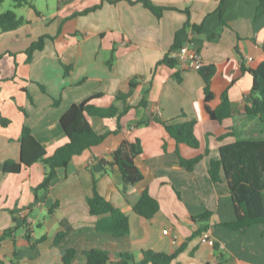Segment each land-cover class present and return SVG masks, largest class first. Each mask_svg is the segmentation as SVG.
Segmentation results:
<instances>
[{
  "label": "crops",
  "instance_id": "crops-1",
  "mask_svg": "<svg viewBox=\"0 0 264 264\" xmlns=\"http://www.w3.org/2000/svg\"><path fill=\"white\" fill-rule=\"evenodd\" d=\"M60 1L33 0L38 14L28 6L15 10L28 24L11 33L0 31V162L20 161L24 126L52 156L68 143L61 118L95 95L100 96L92 101L97 107L131 109L120 124L116 118L88 117L93 129L107 138L75 156L37 197L34 189L46 174L43 164L17 175L0 169V234L16 228L0 242V264H62L70 249L77 251L76 264H85L84 252L92 249L132 254L137 262L152 251L176 254L172 264H264V227L252 226L245 234L223 227L236 220L231 193L225 180L214 184L209 175L221 146L237 139H264L260 121L245 115L253 77L247 73L230 87L232 117L215 126L195 109L205 86L198 71L159 64L178 45L176 50H197L203 66L224 67L232 78L242 66L258 68L264 62L261 0H151L170 8L161 19L127 1L73 0L59 7ZM42 36L51 39L28 63L26 50ZM64 66L72 67L68 76ZM133 80L138 85L130 98L117 101L119 94L131 91ZM143 100L146 107L141 106ZM2 118L11 121L8 127L2 126ZM194 118L199 149L177 144L154 121L184 123ZM137 140L143 153L136 164L144 179L128 186L112 164V154L123 142ZM178 151L186 159H203L189 172L181 166ZM94 180L97 191L128 216V236L115 239L97 232L98 218L91 216L88 205ZM145 191L160 203L151 219L134 210ZM206 213L211 214L209 221L199 222ZM62 222L71 231L56 245Z\"/></svg>",
  "mask_w": 264,
  "mask_h": 264
},
{
  "label": "trees",
  "instance_id": "trees-1",
  "mask_svg": "<svg viewBox=\"0 0 264 264\" xmlns=\"http://www.w3.org/2000/svg\"><path fill=\"white\" fill-rule=\"evenodd\" d=\"M7 0H0V8ZM14 10L0 14V31L11 33L29 22L16 13V9L28 6L38 14L33 0H13ZM73 0L60 1L58 6L65 5ZM127 1L135 5L141 4L150 11L157 19H161L165 11L170 8L161 7L154 4L151 0H114L112 3ZM99 6L89 9L82 14H88L97 10ZM264 12V0L258 13ZM49 36H42L35 41L27 50V62L33 60L36 51H42L45 48L46 40ZM179 46L172 47L171 52ZM264 48V46H263ZM3 58L0 55V61ZM232 63V62H231ZM165 64L171 68L175 67L177 61L171 59L169 54L159 63ZM65 75L68 76L72 67L64 66ZM198 73L204 81V97L200 105L195 104L197 114L202 113L204 118L220 126L224 121L232 117V102L229 97V89L243 75L250 74L253 77V86L251 93L246 97L245 115L249 119H258L264 132V62L256 69H248L242 66L235 74L234 78L229 76L228 69L214 65L203 66ZM40 85V84H39ZM138 85L137 81H132L131 91L127 94H119L117 101H125L133 93ZM43 92H46L44 86L40 85ZM100 97L95 95L81 104L73 105L61 118L60 124L68 143L56 150L52 156H48L45 147L33 135L29 126H24L21 133V156L20 161L13 160L0 162L2 173L8 175L20 174L23 169L32 167L41 163L46 168V174L43 182L34 189L37 197L38 192L46 191L57 179L60 169H67L75 156L82 155L85 151L101 145L108 134H98L90 124L88 117H98L102 119L116 118L120 124L123 117L127 115L131 107L123 109L112 105L107 108L97 107L92 104L93 99ZM55 105H60V100L55 101ZM147 102L142 101L141 106L146 107ZM185 113L183 116L185 117ZM161 124L166 133L177 144H186L192 149H199L200 141L195 134L198 119L194 118L184 123L164 122L160 119H154ZM11 121L5 118L1 119L3 127H8ZM144 125L148 122H144ZM142 124V125H143ZM228 135L220 137L223 141ZM143 153V147L140 140L136 142H123L120 147L113 152V165L118 166L125 185L135 186L142 182L144 176L136 164V159ZM179 161L183 168L192 172L201 162L203 156L192 159L183 158L179 151ZM104 166L109 165L102 162ZM209 175L212 183H222L226 181L236 214L234 222L223 223L222 226L235 232L245 234L249 228L255 225L264 227V139H237L236 142L220 147V158L211 161ZM89 211L91 216L97 217L96 230L100 234L110 235L115 239L126 237L130 234V225L128 216L120 209L114 207L105 197H103L96 188L94 180V195L88 199ZM58 205H55L57 208ZM135 212L145 219H151L160 211V203L153 198L148 191H145L138 203L134 207ZM52 214V211H51ZM211 214L206 213L197 218L199 222H208ZM63 231L58 233L55 239L56 245H59L70 233L71 228L66 222H62ZM16 228L5 230L0 234V242L9 238ZM27 239L30 235L27 233ZM38 243V242H37ZM77 251L70 249L62 257V264H76L75 257ZM87 261L85 264H172L176 254L168 255L164 253H155L146 251L143 253V260L137 262L134 255L128 253H110L100 249H92L84 252Z\"/></svg>",
  "mask_w": 264,
  "mask_h": 264
},
{
  "label": "built area",
  "instance_id": "built-area-1",
  "mask_svg": "<svg viewBox=\"0 0 264 264\" xmlns=\"http://www.w3.org/2000/svg\"><path fill=\"white\" fill-rule=\"evenodd\" d=\"M169 57L178 64L186 66L192 70L198 71L203 67L202 57L197 50L191 49L189 46H183L178 50L172 51ZM213 244V241H210Z\"/></svg>",
  "mask_w": 264,
  "mask_h": 264
},
{
  "label": "rangeland",
  "instance_id": "rangeland-1",
  "mask_svg": "<svg viewBox=\"0 0 264 264\" xmlns=\"http://www.w3.org/2000/svg\"><path fill=\"white\" fill-rule=\"evenodd\" d=\"M14 10V1L7 0L4 5L0 8V14L5 13L7 11Z\"/></svg>",
  "mask_w": 264,
  "mask_h": 264
}]
</instances>
